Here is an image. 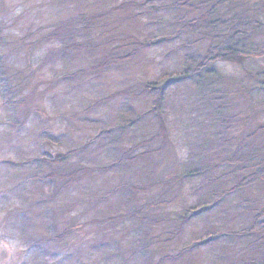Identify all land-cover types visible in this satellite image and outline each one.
Here are the masks:
<instances>
[{
  "label": "rangeland",
  "instance_id": "374dc122",
  "mask_svg": "<svg viewBox=\"0 0 264 264\" xmlns=\"http://www.w3.org/2000/svg\"><path fill=\"white\" fill-rule=\"evenodd\" d=\"M236 1L224 60L195 11L0 0V264H264V0Z\"/></svg>",
  "mask_w": 264,
  "mask_h": 264
},
{
  "label": "trees",
  "instance_id": "16d2710c",
  "mask_svg": "<svg viewBox=\"0 0 264 264\" xmlns=\"http://www.w3.org/2000/svg\"><path fill=\"white\" fill-rule=\"evenodd\" d=\"M143 1H144V5H143L142 8H140L141 10H139V11L146 12V15L153 16L154 13H157L158 11H162V10H164V11L168 10V11H170L172 13H174V12L178 13L179 15H175L172 18H170L169 20H167V24L168 23H170V24L172 23L171 26H175L176 27V26L180 25V28L178 29L177 32H182L181 29H183V28L186 29V27H187L186 25L188 23L190 24L189 21H187V22H183L182 21V19L184 18V16L181 15L183 10H186L184 13H187V12L190 13V12H194L195 11L196 12V14H195L196 16L193 17V19H198L197 21H199L201 19H204V20L208 21L207 19H209L208 23L211 24V26L204 27V28H206V30H204L202 28V29H200L198 31H194L193 32V34H195V40H197L198 42H202V41H205V40H208V41L212 42L213 40H216V36L213 35L212 33H214V31L220 30V26L224 25L225 33H223V34L219 33L218 34V36H220V40H222V44H223V51L224 52H223V57L222 58L224 60L234 59V57H229L231 54L233 55V53H235L233 51L234 50H240L241 49L240 47H244L245 45H247V42H246V34L247 33L244 32V30L247 27V21L249 19H251V13H253V10H252L253 8L251 7V5H249L247 9L243 10L244 17L242 19H241V17H234L235 19L232 21V23H230L231 20L228 21V22H223L222 23V22H220V18L217 16V10H220V9H222L224 7L225 8L228 7V9H230V11H234L239 6V3H243L242 1H236V0H192L193 1V3H192L193 5H191V6H186V3H184L185 2L184 0H176V1L175 0H172V1L171 0H167V1L166 0H161L163 3L160 6L159 5H153V3H150V2H152V0H143ZM227 3H231L234 7H231V5H227L226 6L225 4H227ZM133 4L134 3H131L130 6L132 5L131 7H133L134 6ZM213 4H214V6H212ZM147 5H149V6L147 7ZM203 5H208L209 9H204L202 7ZM256 10H258V9H256ZM234 12H236V10ZM160 18H162V17H160ZM244 19L246 21H244ZM161 21L162 20H160V22ZM165 24H166V22H164L162 25H160V27L164 28ZM117 25H116V27H117ZM238 26H241L243 28L242 32L238 31V29H237ZM107 28L108 29H106V30H108V31H106V32H109L110 29L113 28V26H109L108 25ZM114 29L112 31H110L111 35H114ZM207 29H208L209 32L207 31ZM229 32L235 34L234 38H233V41L231 42V45L233 46L232 48L227 47V43H228V40H229L228 38H229V35H230ZM216 33H218V32H216ZM244 33H246V34H244ZM247 35H252V34H247ZM158 36H159V38H161V37L164 38V34L163 35H158ZM156 37H157V35H156ZM252 44L256 45L255 43H252ZM212 45H214V43H212ZM182 46H184L183 43H182ZM252 48H253V46H252ZM258 51H259V49H258ZM258 51H256V52H258ZM214 60H216V57L209 56V60L207 61V63L206 64H202L201 67H198V68H200L199 70H197L198 74L201 73L204 70L205 67H207L208 63H212ZM220 60H222V59H220ZM188 70H185V72L188 71ZM208 70H209V74H211V73L216 74L214 69H210L209 68L206 71L208 72ZM182 74H183V72H182ZM175 78H178V77H175ZM179 78L183 79V78H186V76H181L180 75ZM198 150L199 149H197L195 151V152H197V153L194 154L195 156L198 155ZM256 150L257 149H251V150H249L246 153V155L248 157L247 158L244 157V158L245 159L249 158L248 159L249 161L248 162H244V166L242 168L243 170H250V168H253V166H256V164H257L256 160L257 159H254L256 157H253V156H255V151ZM263 152L264 151L258 152L257 156H259V154H261V156H262L264 154ZM205 155H207V154L205 153ZM198 158H200V157H198ZM220 163H221V161H220ZM220 163H218L217 165H219ZM214 170H216V166H214ZM191 171H193V170H189L188 171V173H187L188 177L192 176V172ZM202 171L203 170H201V171L199 170L198 172L195 173V175L200 176V173H203ZM247 179H249L248 176H246V175L243 176L242 179L239 181V183L238 184L236 183L235 186H238V185L243 186L244 184H248V183L250 184L251 181H247ZM217 180H219V179H217ZM246 182H248V183H246ZM226 235H227V233H224L222 231V232H219V235L217 237L224 238V236H226ZM212 236L210 238H215L216 237L215 235H212ZM244 261H246V260H244Z\"/></svg>",
  "mask_w": 264,
  "mask_h": 264
}]
</instances>
